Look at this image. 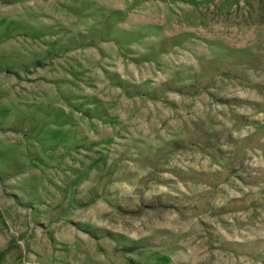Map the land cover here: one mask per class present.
<instances>
[{"label":"rangeland","instance_id":"1","mask_svg":"<svg viewBox=\"0 0 264 264\" xmlns=\"http://www.w3.org/2000/svg\"><path fill=\"white\" fill-rule=\"evenodd\" d=\"M0 264H264V0H0Z\"/></svg>","mask_w":264,"mask_h":264}]
</instances>
